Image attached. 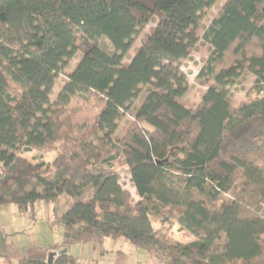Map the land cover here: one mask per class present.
Returning <instances> with one entry per match:
<instances>
[{
  "label": "trees",
  "instance_id": "trees-1",
  "mask_svg": "<svg viewBox=\"0 0 264 264\" xmlns=\"http://www.w3.org/2000/svg\"><path fill=\"white\" fill-rule=\"evenodd\" d=\"M216 4L0 0V205L79 198L59 216L66 252L52 264H78L74 243L121 235L173 264H264V0L222 1L201 35L210 52L194 80L204 90L191 108L178 101ZM244 72L254 80L232 105L228 88ZM82 101L96 114L79 121ZM32 151L53 158L32 162ZM175 225L192 239L174 238ZM50 249L18 251L16 264H47Z\"/></svg>",
  "mask_w": 264,
  "mask_h": 264
},
{
  "label": "rangeland",
  "instance_id": "rangeland-1",
  "mask_svg": "<svg viewBox=\"0 0 264 264\" xmlns=\"http://www.w3.org/2000/svg\"><path fill=\"white\" fill-rule=\"evenodd\" d=\"M223 0H217L211 11L202 19L197 28L199 41L197 45L190 51L188 57L184 60V71L187 74L188 88L183 96L178 98V101L184 106L191 108L199 100L204 88L195 80L194 75L202 66L204 60L210 52L209 45L203 41L201 35L204 27L209 20L217 12L218 6ZM154 22L150 21L145 26L144 30L135 38L129 55L134 54V50L138 48L141 41L148 34V28L152 27ZM85 33L97 42L102 48L111 51L112 48L106 39L102 37L99 31L91 26L83 27ZM73 58L68 65L67 70L73 68L78 60ZM129 58H124L128 62ZM61 77L56 80L53 87L51 99L55 97L59 91V85L63 82ZM254 80L253 74L244 72L235 79L232 85L228 88V99L232 105H237L244 99L245 94L251 87ZM145 90H143V93ZM138 99L134 101L133 106L137 105ZM80 110L77 111L79 121L86 118H92L96 114V110L84 101L80 102ZM133 111V108H131ZM131 119V113H127L121 120L116 135L122 134V127ZM23 156L32 162L41 160L49 161L53 158V154H45L42 158H35L36 152H24ZM120 182L123 187L128 189L133 197L134 189L128 175H122ZM79 201V198H72L67 195H61L54 202H45L38 200L34 203L33 209L22 212L12 204L0 205V264H16V255L18 251H26L34 248H53L49 251L59 253L62 243V224L59 216L66 208ZM173 237L179 241H189L191 236L179 231L177 225L173 227ZM48 251V252H49ZM47 252V253H48ZM68 252L77 258L78 264H173L169 258L162 256L154 251H146L135 246L125 236L117 237H101L97 241H86L74 243L68 247ZM47 258V255H46Z\"/></svg>",
  "mask_w": 264,
  "mask_h": 264
},
{
  "label": "water",
  "instance_id": "water-1",
  "mask_svg": "<svg viewBox=\"0 0 264 264\" xmlns=\"http://www.w3.org/2000/svg\"><path fill=\"white\" fill-rule=\"evenodd\" d=\"M160 163V162H158ZM66 252V248H63L62 250L59 251V253H64ZM56 255V252L55 251H49L47 253V258H46V262L47 264H52V260H53V257Z\"/></svg>",
  "mask_w": 264,
  "mask_h": 264
}]
</instances>
